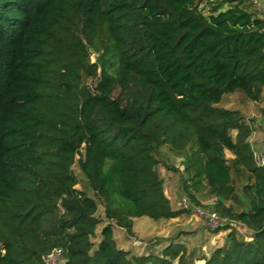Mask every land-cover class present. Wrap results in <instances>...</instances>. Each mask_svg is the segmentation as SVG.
Returning <instances> with one entry per match:
<instances>
[{"label": "trees", "instance_id": "trees-1", "mask_svg": "<svg viewBox=\"0 0 264 264\" xmlns=\"http://www.w3.org/2000/svg\"><path fill=\"white\" fill-rule=\"evenodd\" d=\"M246 1L0 0V264H43L55 247L61 264H191L182 244L133 255L113 238L136 216L190 213L164 193L163 144L192 205L206 193L251 230L216 228L230 229L204 264H264V164L242 113L217 105L237 89L262 98L264 26ZM75 160L94 197L75 187Z\"/></svg>", "mask_w": 264, "mask_h": 264}, {"label": "rangeland", "instance_id": "rangeland-1", "mask_svg": "<svg viewBox=\"0 0 264 264\" xmlns=\"http://www.w3.org/2000/svg\"><path fill=\"white\" fill-rule=\"evenodd\" d=\"M246 3H247V8L249 10H255L258 13L264 11V0H247ZM201 7L205 13H208L210 10L209 4H203ZM97 58H98V51L94 50L92 47H90L89 62H94ZM107 64H108V62L105 63V65H107ZM115 66H116V64H114V66L109 67L108 69L106 68V69L109 72H113V69L115 68ZM97 72H98V74L100 73V66L98 67ZM82 79H83V82H82L83 84H85L89 88H92L94 83L96 82L97 76H96V78H92L87 74H83ZM217 105L224 107V108H228V109H237L242 113L243 117L245 118L247 123L250 124V126L252 128V133L249 137V141L251 142V145L254 148V152L264 156V146H262L264 144V90H263L262 98L259 101L255 102V101H251L248 98H246V96L242 90L237 89L234 92L223 94L220 102L217 103ZM256 137L259 138V139H257L258 140L257 142L261 144L260 148H256V146H254L256 144V141L254 140ZM230 154L231 153L228 150H225V156L227 158H229L231 156ZM154 155L158 160L157 169H158L159 173L165 179L166 184L167 183L171 184V182H173V183L179 182L181 184V180L183 179V176H185V174L182 171L183 170V167L181 165V159L182 158L179 155H177L175 152H173L170 149L169 145H167V144H163V145L159 146L154 151ZM71 170L76 175L77 180L79 181L78 184L75 185V187L78 189H80L81 187L84 188L88 195L94 197L95 195L93 194V191L91 190V188L87 185V180L84 177V175L81 173L80 168H79V164L76 160L71 165ZM245 179H246V177H244V179H242V180L239 179L236 181L237 193L239 195L241 194V191H240L241 185L243 182H245ZM181 188H182V186H181ZM182 193L183 194L180 197V199L182 197L187 198L186 194L183 191H182ZM205 196H209V195H207L205 193V194H201L199 197H205ZM180 199H179V201H180ZM96 200L98 203V209H97L95 214L97 217L104 220L105 218L103 215L102 204L100 203L99 199L96 198ZM187 202H188V205L191 204V202H189V200H187ZM174 206H176L175 202H174ZM179 206H181V204ZM194 206H197V205L191 204V211L189 213L191 215V217L195 218L196 220L201 221L202 224L204 225V227H206L207 231H210V232L214 231L216 228H210L209 226H207L205 223V217L204 216H198L194 212V208H195ZM197 207H205V208H208L209 210H212V205H209L208 203L207 204L201 203V205L200 206L198 205ZM183 217H186V213L183 214ZM102 226H103L102 222L96 226L95 231L96 230H98V231H96L97 233H96L95 237L92 239L94 247H96V244L100 239V229ZM231 228L235 231L236 236L239 239H241V238L249 239V234L251 233V230H248L243 224L235 223V225H232ZM213 233H218V232L216 231ZM215 240L216 241L214 243L209 244V245H211L210 249L208 247L206 248L205 251L207 253H209L211 251V249L215 247V245H219L221 238L220 239L216 238ZM197 244H198V240L194 239V240H190L188 242V244L186 245V247L184 246L186 258L191 257L189 252L193 249H195L197 253L199 252V249H201L202 246L199 245L197 247ZM201 251H204V249H201ZM158 253H160V252H158ZM210 253H209V255H210ZM174 263L176 264L177 260H175Z\"/></svg>", "mask_w": 264, "mask_h": 264}, {"label": "crops", "instance_id": "crops-1", "mask_svg": "<svg viewBox=\"0 0 264 264\" xmlns=\"http://www.w3.org/2000/svg\"><path fill=\"white\" fill-rule=\"evenodd\" d=\"M257 139L259 138L256 137L254 139L256 141L254 146L260 148L261 144L257 142ZM262 146H264V144ZM230 155V157L233 156L232 154ZM163 180L164 193L169 199L171 207L173 209L181 208V206H179V199L183 194L181 191V184L179 182L166 184L164 178ZM198 199L201 203L212 205L215 197L205 196L198 197ZM174 202L176 206H174ZM185 213L186 217H183L184 213H182L169 219H153L145 215L133 217L132 233L128 234L123 227L113 224V238L119 248L128 250L133 255L149 253L160 254L162 249L171 242L179 243L186 247L190 240L196 239L198 240L197 247L201 245V249H204V251L199 249V252L197 253L196 250L193 249L189 252L191 257L188 259L191 264H204V257H208L209 253L215 247L223 245L226 234L230 228L227 230L221 228L217 231L218 233H213L216 231H207L201 221L191 217L189 213ZM102 223L103 225L105 224V222ZM216 238H221L219 245H215V247L207 253L205 251L206 248L208 247L210 249L211 245L209 244L214 243Z\"/></svg>", "mask_w": 264, "mask_h": 264}, {"label": "built area", "instance_id": "built-area-1", "mask_svg": "<svg viewBox=\"0 0 264 264\" xmlns=\"http://www.w3.org/2000/svg\"><path fill=\"white\" fill-rule=\"evenodd\" d=\"M261 19L263 21V26H264V11L261 12ZM255 155V160L258 164H264V156L261 154H258L254 152ZM186 197H182L179 201L181 204V208H190L191 204L188 205ZM194 212L198 216H204L205 217V223L207 226L210 228H219L224 225L232 226L235 225V223H240L238 221L232 220L227 218L226 216H223L216 212L215 210H209L208 208L205 207H197L194 206ZM248 237V236H247ZM43 264H61L63 261L62 257V250L59 247L53 248L51 251L48 253L44 254L42 256Z\"/></svg>", "mask_w": 264, "mask_h": 264}]
</instances>
